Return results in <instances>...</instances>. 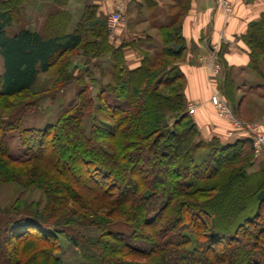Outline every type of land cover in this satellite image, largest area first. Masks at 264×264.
<instances>
[{"label": "trees", "instance_id": "trees-1", "mask_svg": "<svg viewBox=\"0 0 264 264\" xmlns=\"http://www.w3.org/2000/svg\"><path fill=\"white\" fill-rule=\"evenodd\" d=\"M24 2L12 0L0 10V166L40 163L47 170L36 167L32 181L58 187L43 184L48 207L29 210L30 216L0 214V264H63L60 234L80 248L82 264H264V177H249L244 163H235L251 140H195L183 153L175 147L184 126L197 137L186 111L184 76L175 64L182 51L174 49L181 43L179 28L164 26L160 48L143 51L141 65L130 69L121 49L108 43L107 25L96 27L89 9L72 32L68 12L55 9L43 31L20 27L10 34L7 28L22 21ZM84 31L93 38L86 39ZM246 42L250 67L262 75L264 16L250 25ZM79 48L110 56L102 74L111 81L97 91V119L85 124V111L94 103L88 86L43 128L20 125L25 111L3 119L9 98L28 91L41 73ZM233 85H224L225 97ZM15 133L25 155L11 150ZM206 146L217 152L199 166L193 153ZM74 211L84 225L95 227L96 239L66 224Z\"/></svg>", "mask_w": 264, "mask_h": 264}, {"label": "rangeland", "instance_id": "rangeland-1", "mask_svg": "<svg viewBox=\"0 0 264 264\" xmlns=\"http://www.w3.org/2000/svg\"><path fill=\"white\" fill-rule=\"evenodd\" d=\"M22 4L24 6V13L22 14L21 19L22 21L20 23L14 21L13 25L7 28L10 34H13L20 27H28L43 31L47 17L52 12H54L55 9H61L60 6L58 4L55 5V3L45 4L42 2H29L27 0V2ZM9 6H12V0H0V10L8 8ZM159 19L167 20L168 18L165 14ZM108 20L109 17L107 18V28H109ZM75 28L76 26H69L67 31L72 32L75 30ZM86 28L83 27L84 30ZM84 35L86 39L90 40L93 38L91 33H85V31ZM154 41L153 46L155 49H159L161 46L160 42ZM152 50L154 51V49ZM92 52V49L85 50L84 48H79L67 53V55L64 57V60L59 61L52 67L50 71L41 73L38 76L35 84L28 91L15 95L6 101L7 108L2 111L3 119L14 120L15 118H19L16 114L25 111L27 114L24 116L26 117L22 118L20 125L23 127L35 125L43 128L46 123L55 122L59 115L68 108L79 88L88 86V93L92 94L94 97L93 108L89 109L90 111H85V124L90 125L93 122L92 117L94 119L98 118V116L95 114L97 112L96 108L98 105V99L96 96L97 91L99 88L104 87L108 81H111L110 75L108 73H104V76L102 74L103 71L109 69V54L96 57L95 54H92ZM217 61L219 62L221 69L218 74H212L209 71V73L213 76L220 75L222 71V61H220L219 58H217ZM214 63L215 62H212L211 65L209 64L210 67H213ZM259 66L261 68L262 75L257 73L256 75L246 77L250 80L245 79L243 81L240 79L237 81L238 83L236 82L241 86V88L238 90L233 91L227 87L226 90L228 98L225 97V95L223 96L220 92H215V94L220 96L224 101L227 102L228 105H230L234 115L242 122L248 125L258 126L260 132L264 133V60L260 59ZM157 69L159 70L157 67L154 69V72H156ZM2 70L3 63L2 58L0 57V73ZM92 79L95 80L92 81ZM111 86L115 87V84L111 82ZM190 104H192L193 109H190L189 111L188 107ZM12 106L14 107L12 108ZM197 106V103L186 102V111L190 115L194 112ZM224 119L229 122L227 118ZM99 120L100 119H98V121ZM173 121V118L170 119L171 123H173ZM229 124L230 128L227 132V136L229 138H233L229 135V132L233 130L237 137L240 135L241 137H245V140H251L249 133L244 131L242 127L234 129L230 122ZM185 128V126L183 129H180L179 127L180 131L182 130V136L184 137L183 139L185 141L182 142L183 139L179 141L176 139L175 141V147L178 149L179 153L185 152L186 148L193 144V141H197V138L186 134ZM11 130H13V127H11ZM11 138L12 152H16L17 155H25L23 150L24 148L22 145H20L18 134H12ZM237 142H239V140L232 144L220 141V143L224 145H233L237 144ZM211 150L212 149H210L208 146L197 148L193 153L194 162L199 166L208 163L209 159H207V156L217 152L214 149V151ZM205 159L207 161L204 163ZM238 162L244 163V171L249 177H264V148L259 153H257L252 141L251 145H247L246 148H244L243 154L235 162L237 166H239ZM32 163H34V166L28 164L30 167H27V165H10L7 163L4 165L2 164V167L0 166V176H3L4 178L6 176L10 177L9 181H2V179H0L1 215H4L10 210L9 212H12L13 216H20L21 214L30 216V214H28L29 210H33L35 212L39 206L40 208H43L44 206L48 207V193H46V190L44 191V189H46L45 186H47V188L54 186L57 188V183L44 182L47 185L43 187L44 183L41 181L43 179H40L41 183L33 182L32 179L37 176L36 171L38 169L42 170L41 172H44L47 169L38 168L40 163ZM141 165L145 169L148 167V163H143ZM232 168L235 167H230V169ZM41 176L44 175L41 174ZM67 210L68 212L73 211V209L70 210L68 208ZM75 212L76 211H74V213ZM65 222L69 226H74L78 231L84 233L90 239L94 240L99 235L95 227L86 224L84 225L83 219L81 216L79 217L77 213L70 214ZM58 244L59 251L57 254L62 260L63 264H82L83 259L80 248L70 243L64 234H60L58 236ZM225 245L226 243L224 241L223 246Z\"/></svg>", "mask_w": 264, "mask_h": 264}, {"label": "crops", "instance_id": "crops-1", "mask_svg": "<svg viewBox=\"0 0 264 264\" xmlns=\"http://www.w3.org/2000/svg\"><path fill=\"white\" fill-rule=\"evenodd\" d=\"M28 1L54 3V0ZM119 4L124 5L122 21L114 29L107 28L104 35L112 47L121 49L126 67H139L142 52H153L154 40L162 45L164 26L169 30L178 27L181 43L174 49L182 47V51L175 64L184 76L186 102L198 104L190 114L196 125L197 141L218 139L232 144L245 140L240 135L227 136L230 124L217 115L211 97L215 92L224 96V85L229 81L234 82L231 89L235 91L241 88L237 81L257 74L250 67L246 35L250 25L264 16V0H233L231 14L217 6L216 0H66L60 8L70 15L68 27L80 25L87 9L98 27L107 25V18ZM164 12L168 19H159ZM216 58L223 60L222 71L213 76L208 67Z\"/></svg>", "mask_w": 264, "mask_h": 264}, {"label": "built area", "instance_id": "built-area-1", "mask_svg": "<svg viewBox=\"0 0 264 264\" xmlns=\"http://www.w3.org/2000/svg\"><path fill=\"white\" fill-rule=\"evenodd\" d=\"M226 14H231L233 12V0H217L216 3ZM124 9L123 4H119L117 6V10L109 16L108 26L110 29H114L122 20V11ZM221 66L215 60L213 67H208V70L212 74H218L220 72ZM211 102L213 106L216 108L218 115L221 118H227L229 122L232 124L234 129L242 127L244 131H247L251 137V141L255 147L257 153H259L264 148V133H261L258 126L256 125H248L242 122L239 118H237L230 105L227 104L220 96L217 94L212 95ZM190 109H193L192 104L189 105ZM231 137H236L237 135L234 133L233 130L229 132Z\"/></svg>", "mask_w": 264, "mask_h": 264}]
</instances>
